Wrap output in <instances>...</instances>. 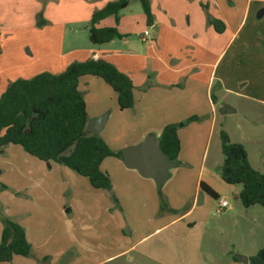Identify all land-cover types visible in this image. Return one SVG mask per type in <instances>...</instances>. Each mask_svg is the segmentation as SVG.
Here are the masks:
<instances>
[{
  "label": "crops",
  "instance_id": "0c3cea01",
  "mask_svg": "<svg viewBox=\"0 0 264 264\" xmlns=\"http://www.w3.org/2000/svg\"><path fill=\"white\" fill-rule=\"evenodd\" d=\"M116 1L118 0H0V96L17 79H10L8 69L4 68L5 49H9L7 44L10 43L11 51L12 46L14 48L10 56L16 52L26 62V66L29 64L27 68L24 66L27 74L19 76L23 79H31L44 72L61 74L74 62L104 60L132 80L135 103L133 108L124 111L119 108L117 93L102 79L85 76L79 82L89 121L107 115L106 124L99 135L114 151L137 145L149 134L160 138L163 129L169 124H179L192 117L198 118L179 129V161L182 166L178 167V171L171 172L168 181L172 182V188L165 193L170 207L187 202V210L162 227L155 228L154 225L159 206L153 185L155 182L142 177L136 170L128 169L124 161L118 158L116 161L107 158L103 162L101 168L109 174L123 211L128 208L132 217L139 219L140 226L155 228L116 255L118 256L139 249L144 241L172 223H179L196 214L201 215L202 211L198 208L207 204L209 197L212 198L201 190V182L210 186L220 199L228 201L225 196L236 193L240 201L242 186H232L229 189L218 185L216 179L204 180L205 163L210 142L216 132L218 113L227 115L234 112L228 105L219 106L217 90L228 86L216 85L222 79L220 76L223 68L234 64L235 57L244 50L253 59V66L258 68L264 63V16L257 18L258 12L264 9V0H246L243 16L239 19V0H149L154 16L151 26L147 23L143 10L140 15L135 14L133 18H129V10L136 2L134 0L120 12L118 18L111 16L97 24L98 28H117L121 37L109 43L93 44L89 33L93 14ZM252 10L258 12L255 14ZM209 20L222 22L224 31L217 32ZM245 20L250 27L243 25ZM134 23L138 27L135 32ZM14 25L21 32L18 36L24 33L28 37L27 43L32 52L27 50L34 59L29 63L25 59L27 56L20 50V40L16 35L19 32L16 33V29H13ZM155 28L157 32L154 31ZM146 31L150 34L144 37ZM33 40L39 42L41 50ZM40 68L41 72L38 71ZM225 109L229 111L223 113ZM112 139L118 140V146H113L110 142ZM204 144V161L199 168L193 193L190 190L185 193L187 174L190 176L191 169H194L190 155L198 153ZM106 162L120 171L126 188L123 186L117 190L110 170L103 169ZM51 164L54 163L49 166ZM201 191L204 193L203 202L199 203ZM227 209L232 210L230 204ZM28 241L30 242L29 239ZM139 253L155 258L146 251ZM252 256L246 255L248 259ZM231 264L244 263L233 258Z\"/></svg>",
  "mask_w": 264,
  "mask_h": 264
},
{
  "label": "rangeland",
  "instance_id": "374dc122",
  "mask_svg": "<svg viewBox=\"0 0 264 264\" xmlns=\"http://www.w3.org/2000/svg\"><path fill=\"white\" fill-rule=\"evenodd\" d=\"M238 6L237 19L243 16L246 0H239ZM141 13L140 3L134 2L129 18ZM243 25L250 27L246 20ZM134 28V32L138 30L135 23ZM13 29L19 32L17 25ZM20 33L16 34L20 50L29 63L34 59L27 50L31 51L28 37L24 33L18 36ZM33 43L41 50L37 40ZM7 46L10 47L5 49L4 68L8 69L10 79H23L19 76L27 74L25 68L29 64L26 66L16 52L10 56L14 48L12 46L11 51L10 43ZM252 62L245 50L238 53L234 64L225 66L222 79L216 82V85H228L217 90L219 106L228 105L234 112L218 113L204 180L216 179L218 185L229 189L232 186L221 179L224 161L221 131H225L232 142L243 144L253 167L264 174V63L257 68ZM38 71L41 72V68ZM110 142L118 146L117 139ZM204 149L205 144L198 153L190 155L194 169L190 176L187 174L185 193L189 190L193 193L204 161ZM116 158L110 160L120 159ZM181 166L180 163L178 167ZM178 167L173 170L178 171ZM103 169L110 170L117 190L126 188L118 169L107 162ZM171 183L153 184L159 204L155 228L168 224L187 210V202L170 207L165 193L172 188ZM115 194L113 182L111 192L97 191L73 170L56 163L49 166L20 146L8 145L0 149V242L3 220L10 219L25 229L32 245L29 257L17 256L11 262L0 264H231L233 258L239 260L247 254L255 256L264 248V208L257 205L246 209L236 193H230L225 197L232 210L217 213L219 200L209 197L208 203L198 208L201 215L172 223L144 241L139 249L116 256L155 228L140 226L139 219L132 217L128 208L123 211ZM140 251L152 253L155 258L141 255ZM113 256L116 257L109 259Z\"/></svg>",
  "mask_w": 264,
  "mask_h": 264
},
{
  "label": "trees",
  "instance_id": "16d2710c",
  "mask_svg": "<svg viewBox=\"0 0 264 264\" xmlns=\"http://www.w3.org/2000/svg\"><path fill=\"white\" fill-rule=\"evenodd\" d=\"M134 0H118L96 11L90 22V40L93 44L109 43L121 34L115 27L98 28L97 24L120 12ZM151 26L154 16L149 0H136ZM217 32L225 29L220 21H211ZM2 33L0 29V56ZM94 76L108 84L118 96L120 110L133 108L134 85L132 80L115 66L104 60L74 62L58 75L44 72L31 79L11 82L0 96V149L16 145L30 156L45 162L65 166L87 178L95 190L111 192L112 181L101 168L107 158L117 157L124 161L121 151L112 150L101 135L87 131L89 122L87 106L79 82L82 77ZM198 120L192 117L180 124L165 126L160 136L165 154L180 166L181 140L179 129ZM224 161L222 180L231 186H242L239 199L245 208H264V174L249 162L243 144L234 143L225 131L220 132ZM200 188L215 200L219 195L207 184ZM117 200V199H116ZM32 245L25 229L11 221L3 220L0 242V262H11L15 256L29 257ZM236 261H239L235 258ZM250 264H264V248L249 258Z\"/></svg>",
  "mask_w": 264,
  "mask_h": 264
},
{
  "label": "water",
  "instance_id": "95a60500",
  "mask_svg": "<svg viewBox=\"0 0 264 264\" xmlns=\"http://www.w3.org/2000/svg\"><path fill=\"white\" fill-rule=\"evenodd\" d=\"M264 16V9L259 11L257 18ZM157 32V28L154 29ZM229 110H224L223 113ZM107 115L89 121L87 131L99 135L106 124ZM124 163L128 169L136 170L142 177L153 180L157 186L164 185L170 178L173 169L178 167L177 162H173L163 151L161 139L155 134H149L145 139L134 146L126 147L122 150ZM50 163H48L49 165ZM203 192L199 195V203L203 202ZM239 260L248 264L246 256H240Z\"/></svg>",
  "mask_w": 264,
  "mask_h": 264
},
{
  "label": "built area",
  "instance_id": "2783aa9c",
  "mask_svg": "<svg viewBox=\"0 0 264 264\" xmlns=\"http://www.w3.org/2000/svg\"><path fill=\"white\" fill-rule=\"evenodd\" d=\"M149 31H146L144 37L149 35ZM227 208H229V203L225 199H219L217 213H223Z\"/></svg>",
  "mask_w": 264,
  "mask_h": 264
}]
</instances>
